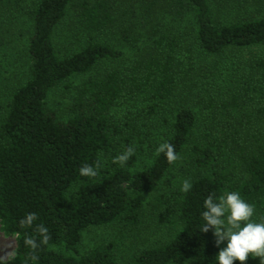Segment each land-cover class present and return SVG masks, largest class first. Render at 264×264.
I'll return each mask as SVG.
<instances>
[{"label": "trees", "instance_id": "1", "mask_svg": "<svg viewBox=\"0 0 264 264\" xmlns=\"http://www.w3.org/2000/svg\"><path fill=\"white\" fill-rule=\"evenodd\" d=\"M69 14L76 49L55 41ZM5 62L0 225L16 250L0 264H119L115 243L83 250V233L116 228L146 242L156 227L166 237L127 264H217L227 244L201 232L210 193L238 192L264 223V0H0ZM78 77L61 116L50 94ZM163 142L175 163L156 154ZM129 146L127 163H113ZM97 163V176L80 175ZM29 213L37 220L21 227ZM41 224L51 239L32 260L24 239L39 243Z\"/></svg>", "mask_w": 264, "mask_h": 264}, {"label": "clouds", "instance_id": "2", "mask_svg": "<svg viewBox=\"0 0 264 264\" xmlns=\"http://www.w3.org/2000/svg\"><path fill=\"white\" fill-rule=\"evenodd\" d=\"M134 151V147H127L122 154L114 158L113 163L125 165ZM161 153L165 155L169 164L180 159L175 147L168 142H163L157 147L156 154ZM98 167V163L96 167L84 165L79 170L80 175L95 177L98 174ZM191 188V182L184 180L181 191L188 193ZM203 206L205 211L202 213V218L205 223L201 232H208L209 229H212L217 247L227 241L226 247L222 248L216 256L217 264H234V262L245 264L249 258H259L260 264H264V223L252 221L251 218L255 214L254 205L246 203L238 192L233 191L218 199L215 198L214 193H210L205 198ZM37 218L35 213H29L19 224L21 227H31ZM35 231L41 237L39 243L31 236H26L24 239L25 245L31 250L30 258L32 260H38L37 250L41 245H48L51 239L49 231L44 225H38Z\"/></svg>", "mask_w": 264, "mask_h": 264}, {"label": "rangeland", "instance_id": "3", "mask_svg": "<svg viewBox=\"0 0 264 264\" xmlns=\"http://www.w3.org/2000/svg\"><path fill=\"white\" fill-rule=\"evenodd\" d=\"M224 13V12H223ZM223 16L225 19H230L232 17H235V14H218V12L215 13V16ZM72 15L69 14L63 23L56 29L55 31V41L57 42V45L59 47H67L71 49H76L81 45L83 42V37L76 39L75 34L73 32V27L71 23ZM186 35V34H185ZM183 36V38L185 37ZM118 36L116 34H112L110 37V42L116 47L121 48L125 56L123 58L124 61L127 60L129 57L130 51L124 46V44L118 43ZM186 38V37H185ZM199 59H202L199 55H197ZM114 66V65H113ZM9 68V64L7 62L3 63V66L0 67V73L2 75H5L4 72L5 69ZM11 71V69H10ZM7 78L10 77V73L6 75ZM83 78L85 77H78L72 80L73 87L70 89H57L53 91L50 95L49 104L57 113H59L61 116H65L66 109L69 105V97L72 91H74V87L76 84L83 81ZM15 78L12 77L10 81H13ZM9 87V82L6 80V82H3V79L0 77V93L3 92L4 86ZM76 83V84H74ZM1 96V95H0ZM146 162V160L142 161V165ZM166 231L164 229H158V227L155 228V230L149 234V239L145 242L142 240H139V238H125L127 235H123L121 232H119V229L116 228H90L86 230L83 233V243L82 249L86 250L89 247L97 244L101 241H111L117 245L118 251L116 253L117 255V261L119 264H127L129 261L131 255L138 250L142 249L144 246L152 244L154 237H166L165 235ZM222 244H227V241L222 242ZM16 250V236L11 234H6L2 231L1 225H0V260H9L14 256Z\"/></svg>", "mask_w": 264, "mask_h": 264}]
</instances>
